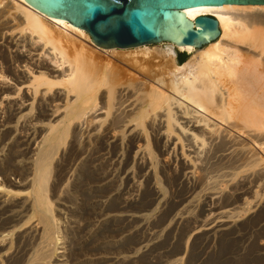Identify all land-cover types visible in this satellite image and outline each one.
Masks as SVG:
<instances>
[{
    "label": "bare ground",
    "instance_id": "1",
    "mask_svg": "<svg viewBox=\"0 0 264 264\" xmlns=\"http://www.w3.org/2000/svg\"><path fill=\"white\" fill-rule=\"evenodd\" d=\"M182 12L215 17L221 36L154 50L161 88L122 82L98 108L106 75L58 30L117 50L0 0V264H264V6ZM179 49L193 56L175 64ZM50 187L55 203L77 197L72 219Z\"/></svg>",
    "mask_w": 264,
    "mask_h": 264
},
{
    "label": "water",
    "instance_id": "2",
    "mask_svg": "<svg viewBox=\"0 0 264 264\" xmlns=\"http://www.w3.org/2000/svg\"><path fill=\"white\" fill-rule=\"evenodd\" d=\"M24 1L50 18L85 31L99 48L131 49L166 43L189 46L193 54L221 36L219 21L210 15L190 21L182 11L223 5L264 6V0Z\"/></svg>",
    "mask_w": 264,
    "mask_h": 264
},
{
    "label": "rangeland",
    "instance_id": "3",
    "mask_svg": "<svg viewBox=\"0 0 264 264\" xmlns=\"http://www.w3.org/2000/svg\"><path fill=\"white\" fill-rule=\"evenodd\" d=\"M57 27L58 26H56V27L54 26V29L58 30ZM65 28H68V27H64L63 26L58 31L61 32L62 35L65 34L64 36L68 37V39L70 40V42L72 44L74 43L76 46L77 45L79 46L81 44L82 45L85 44L84 46H86L87 51H90V53L92 52L93 55H94V57L96 56L95 57L96 58L95 59V62L98 63V64L95 63V65L97 64V68L96 69H97V71L99 69L101 70V72L99 70V73L98 74L106 75V77H107V80H108L109 84L108 85H105L104 86L105 88L103 86H101L100 92H98V94H97V97H98L97 98V106H98V108L102 105V103H101L102 102L101 96L105 94V96L106 95L107 96L109 95V97H111V99L115 98L114 97L115 96V94H114V91H115L114 90V87L117 86L118 84L122 83V82L125 83L126 86H127L126 83H128V86L131 89L133 88L132 89V90H134L133 92H136V91L139 92V90H140V92H139L140 95H144V94L147 95V94H150V92L153 89H157L158 90L159 88H161L160 84L158 85L157 80L160 77H164L165 76L164 75V72H165V70L167 68V65L164 63V61L161 60L163 58V56L161 54H158L156 51L159 50L160 52H164L166 50V45H167L166 43H160V44H155V45H151V46H142L143 47V50H146V49H144V47H149V50L152 53V54H150V56L149 55H147V56L145 55L144 56V54H141L142 47H136V48H131V49H115L117 51H115L113 53L112 52H110V53H106L105 52L104 53V51H98V50L94 49V47L89 42H87V40H85L84 37L77 35L70 28H68V29H65ZM21 30H22V27L19 29V32H21ZM82 41H85V42H82ZM156 49H158V50H156ZM110 50H112V49H110ZM154 50H156V51H154ZM176 52H177L176 58H175L176 61H174L175 64H179V59H180L179 58V55L180 54H183L184 53L185 55H187V60H189L193 56V54L191 55V54H189L187 52L180 53V51H178V50ZM159 56H161V57H159ZM151 57H153V58H151ZM0 61H2L1 54H0ZM98 61L99 62H102V63H99ZM106 65H108V66H106ZM4 67H5V65H3V69L4 70L2 69L3 70V73H4V76L11 78L10 74L7 71V68H4ZM112 71L114 72V74H113ZM106 72H107V74L109 73L108 74L109 76L106 74ZM112 75H114V76H112ZM108 77H109V79H108ZM116 77L117 78H120V79H117ZM153 78H154V80H153ZM114 79L115 80H118L119 82L117 81L118 82L117 83ZM140 79H142L143 81L140 80ZM124 80H126V82ZM10 83H11V81H10ZM140 86H142V87H140ZM143 89L145 90V92H142ZM102 97H104V96H102ZM104 101H107V102L109 101L108 104H110L109 105V109H110V111H109V113H110L109 117H110L112 115L113 111H114V105H113L114 104L113 103L114 99H113V101H110V99L108 100V99L105 98L103 100V102ZM111 108H113V109L111 110ZM98 114H99V116L103 117L102 114L100 115V112H98ZM85 127H86V125L83 126V129H85ZM145 138H146L147 142L150 144L151 149L154 150L153 145L151 143L152 142V140H151L152 139L151 132L149 131V129L146 126H145ZM99 148H100L99 146H96V149H97L98 152L100 151ZM97 151H95V152H97ZM95 156H97L96 153H95ZM160 158H161L160 156L159 157L157 156L158 161H160ZM50 176L51 177H50L49 184L51 185L52 179H53V172H51V175ZM115 182H118V184H122L121 180H118V178L115 179ZM70 185H73V184L71 183ZM49 197L51 199L52 198L54 199L53 192L51 191V187H50V190H49ZM72 198L73 199H70V198L66 197V200L67 201L64 199L65 201L64 200L61 201L60 204L54 202L56 200V198L54 200L53 199L52 200L50 199L52 202H54L53 207L55 206L54 207V210H56L55 213L61 215V217L63 218V221L70 220V219L73 218L72 216L74 215V212H73L74 210L72 211V208H74V204L72 202L76 203L77 197L75 198L73 196ZM68 199H70V200H68ZM70 202H71V204H70ZM67 204H69V205H67ZM56 206H57V208H56ZM65 210H68V211H65ZM7 242L8 241H6L5 243H7ZM214 246L216 247V245H214ZM189 250H190V247L187 248V250L185 248H183V250L181 251V253L178 256H181L182 255V256L187 257V254L189 253ZM177 251H179V250H177Z\"/></svg>",
    "mask_w": 264,
    "mask_h": 264
},
{
    "label": "trees",
    "instance_id": "4",
    "mask_svg": "<svg viewBox=\"0 0 264 264\" xmlns=\"http://www.w3.org/2000/svg\"><path fill=\"white\" fill-rule=\"evenodd\" d=\"M179 58V64H183L187 60V55H185L184 53L180 54Z\"/></svg>",
    "mask_w": 264,
    "mask_h": 264
}]
</instances>
